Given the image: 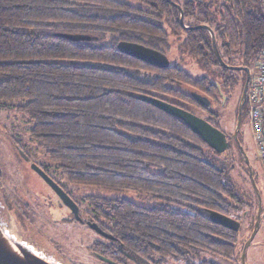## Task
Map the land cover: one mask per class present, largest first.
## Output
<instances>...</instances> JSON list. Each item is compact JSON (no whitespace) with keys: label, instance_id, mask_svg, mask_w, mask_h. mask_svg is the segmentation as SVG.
<instances>
[{"label":"trees","instance_id":"16d2710c","mask_svg":"<svg viewBox=\"0 0 264 264\" xmlns=\"http://www.w3.org/2000/svg\"><path fill=\"white\" fill-rule=\"evenodd\" d=\"M172 1L181 9L168 0H0V109L30 123L32 140L68 184L132 189L153 200L146 206L84 196L87 219L115 237L101 235L91 245L95 254L116 264H218L205 254L242 264L240 230L210 218L212 211L238 217L253 202L233 180L232 163H220L232 145L218 152L144 97L200 110L222 128L213 109L221 101L218 86L232 95L246 73L223 67L210 29L196 26L211 28L226 63L237 59L251 67L264 46V0ZM181 10L195 28L182 26ZM171 35L181 36L187 53L215 77H196L172 63L158 66L119 46L135 42L168 54Z\"/></svg>","mask_w":264,"mask_h":264},{"label":"rangeland","instance_id":"374dc122","mask_svg":"<svg viewBox=\"0 0 264 264\" xmlns=\"http://www.w3.org/2000/svg\"><path fill=\"white\" fill-rule=\"evenodd\" d=\"M176 1L182 2V0ZM182 40L181 36L171 35L172 45L168 51L169 61L184 67L196 77L210 76L214 78L215 76L209 70L187 53ZM233 62L234 65H238L237 59ZM213 68L218 69V66L213 65ZM237 74L239 77L243 76L241 72ZM242 91V82H239L228 101L213 104V109L221 114L222 128L229 133H233L236 129ZM197 111L199 113L200 110ZM200 113L205 115L202 111ZM29 127L30 123L14 111L0 109V197L8 211H4L0 207V217L5 220L8 216L6 226L9 235L17 239H24L25 233L29 234L33 242L45 247L47 251L51 250L52 254L58 256L65 264H108L97 257L95 251L91 249V245L95 241L102 239L101 235L89 225L78 221L73 215L70 220L72 213L64 206L55 191L31 168V163H44L56 180L68 186L81 205V214L85 219H87L85 211L89 210L88 203L83 199L86 195L127 198L146 206L152 205L153 200L149 195L132 189L117 191L95 186L68 184L66 178L57 171L56 165L32 140ZM245 131L251 132L247 114L242 116L239 133L244 150L255 169L254 176L261 190L263 202L261 224L247 249L246 262L247 264H264V165L258 158L255 142L245 140ZM15 140L24 148L23 151L25 150L30 156V160L24 159ZM221 158L223 161L232 163L233 167L230 169V173L233 180L240 192L246 193L253 201L251 207L243 210L238 217H234L241 223L238 248L242 247L243 249L254 229L258 203L255 199L256 195L250 180L248 165L238 146L233 144L229 151L222 153ZM65 218L69 221L67 222ZM204 257L218 264H236L216 255L205 254ZM169 264H185V262L171 260Z\"/></svg>","mask_w":264,"mask_h":264},{"label":"water","instance_id":"95a60500","mask_svg":"<svg viewBox=\"0 0 264 264\" xmlns=\"http://www.w3.org/2000/svg\"><path fill=\"white\" fill-rule=\"evenodd\" d=\"M168 1L172 2L179 9H181V6L177 2H174L172 0H168ZM180 22L183 27L195 28L194 26L190 27V26L185 25L184 13L182 10H181ZM200 26L210 29V32L212 34L214 51L218 58L219 63L225 68L232 69V70H243L246 73V80L244 83L241 100H240L239 108H238L236 129L234 130V137L238 143L240 152L242 153L245 159V162L248 165L250 180L253 185L254 192L257 198V203H258L257 217H256L254 229L251 235L249 236L247 242L243 246L242 253H241V263L247 264L246 262L247 249L251 245L255 235L257 234L259 230L261 219H262V211H263L261 190L254 176L253 165L251 164L249 156L244 150V147L238 137L239 131L241 130L243 108L247 100L248 85H249V81L251 78V68L249 66L230 65L226 63L219 52V49L217 47L216 37L213 31L211 30V28L208 25H199L196 27H200ZM61 36L67 37L72 40L89 39L88 36L81 35V34L63 33L61 34ZM119 46L124 52L129 53L135 57H138L144 61L150 62L158 66H166L170 62L167 56L163 54L161 51H158L156 49L150 48L148 46H145L139 43L122 41L120 42ZM144 99L154 103L156 106L161 107L167 113L175 115L181 118L182 120H184L194 132H197L200 135H202L205 141L218 152L222 153L228 148L229 142H228L226 133L220 128L213 126L206 119L194 114L193 112L183 107H180L178 105L172 104L167 101H164L162 99L153 98V97H144ZM223 102H225V97H223ZM209 104L210 102H208V105ZM20 153L22 154L24 159L29 160V156L22 149H20ZM31 168L34 171H36L42 177V179L55 191V193L61 199L63 204H65L69 209L73 211L75 218L78 221L82 222L83 218L80 215V212H79L80 210H79V206L77 202L64 190V188L37 163L32 162ZM0 207L4 211H7V207L4 204V201L1 197H0ZM210 218L215 223L223 225L227 228H230L236 231L239 230L240 225H241L240 221L235 219L234 217L225 215L217 211L210 212ZM0 219L2 220V221L0 220V264H65L58 256L52 254L51 250L47 251L45 247L39 245L38 243L33 242L31 240V236L27 233H25L26 237L24 239H17L15 237H11L9 235V232L6 226L7 224L6 219H8V216L7 218H5V220L4 218H1V217ZM87 224L89 225V227H91L93 230H95L98 234L102 235L103 237H106L109 239L115 238L112 234L103 230L102 227L97 222L88 221ZM96 255L97 257H99L101 260L105 261L108 264H116L115 261H113L112 259H110L109 257L101 253L96 252Z\"/></svg>","mask_w":264,"mask_h":264},{"label":"built area","instance_id":"2783aa9c","mask_svg":"<svg viewBox=\"0 0 264 264\" xmlns=\"http://www.w3.org/2000/svg\"><path fill=\"white\" fill-rule=\"evenodd\" d=\"M246 110L252 127L258 158L264 165V46L253 60Z\"/></svg>","mask_w":264,"mask_h":264},{"label":"flooded vegetation","instance_id":"af4514ba","mask_svg":"<svg viewBox=\"0 0 264 264\" xmlns=\"http://www.w3.org/2000/svg\"><path fill=\"white\" fill-rule=\"evenodd\" d=\"M184 23H185V21H184ZM186 26H189L190 24H185ZM162 52V51H161ZM163 54H165L166 56H167V58H168V54L167 53H164V52H162ZM171 62H169V64H170ZM243 66H245V65H243ZM239 71H243V70H239ZM244 72V71H243ZM240 82H242V81H240ZM220 87V89H219V92H220V95H221V101L223 102V97H225V100H229L231 97H232V95L230 96V95H226L225 93H223L222 92V90H221V86L219 85L218 86V88ZM244 87V86H243ZM196 98H197V100H199L200 101V103L201 104H205V103H208L209 101H207L206 99H205V97H203V96H200V95H196ZM163 100V99H162ZM165 101V100H164ZM220 101V102H221ZM168 102V101H167ZM226 102V101H225ZM171 103V102H170ZM172 104H174V103H172ZM209 105H211V103L209 104ZM245 107V106H244ZM188 110V109H187ZM194 111H191V110H189V111H191V112H193L194 114H196V115H198V116H200V117H202V118H204V119H206V114L205 115H203V114H201L200 113V111H199V113H198V111H197V109H193ZM207 120V119H206ZM213 125V124H212ZM213 126H215V125H213ZM217 127V126H216ZM221 130H223L225 133H226V135H227V138H228V142H229V144L230 145H235L236 147L238 146V143H237V141H236V139H235V137H234V132L233 133H229V132H227V131H225V129H222V128H220ZM238 137H239V139H240V141H241V143H242V140H241V138H240V133H239V135H238ZM238 149H239V146H238ZM240 150V149H239ZM28 161V160H27ZM220 163H222V164H225V165H227V163H225V162H223V160L222 159H220ZM61 185V184H60ZM62 186V185H61ZM63 187V186H62ZM65 190V189H64ZM66 191V190H65ZM76 202H77V204H78V206H79V212H80V215L82 216V218H83V221H82V223H84V224H87L88 223V219H85L84 217H83V215L81 214V212H82V207H81V205L79 204V202L76 200V198L73 196V194H70L68 191H66ZM61 200V199H60ZM63 203V202H62ZM64 206L70 211V213H72L71 214V218H70V220L72 219V215L74 216V213H73V211L71 210V209H69L65 204H64ZM246 212V211H245ZM244 215H245V213H244ZM75 217V216H74ZM65 220L68 222L69 220L67 219V218H65ZM88 225V224H87ZM240 227H241V225H240ZM240 229V228H239Z\"/></svg>","mask_w":264,"mask_h":264},{"label":"crops","instance_id":"0c3cea01","mask_svg":"<svg viewBox=\"0 0 264 264\" xmlns=\"http://www.w3.org/2000/svg\"><path fill=\"white\" fill-rule=\"evenodd\" d=\"M249 121V120H248ZM250 124V123H249ZM250 128H251V132L247 133V131H245V140H248V141H254L255 142V138H254V133H253V130H252V127L250 125ZM256 144V143H255Z\"/></svg>","mask_w":264,"mask_h":264},{"label":"bare ground","instance_id":"6f19581e","mask_svg":"<svg viewBox=\"0 0 264 264\" xmlns=\"http://www.w3.org/2000/svg\"><path fill=\"white\" fill-rule=\"evenodd\" d=\"M16 249V248H15Z\"/></svg>","mask_w":264,"mask_h":264}]
</instances>
